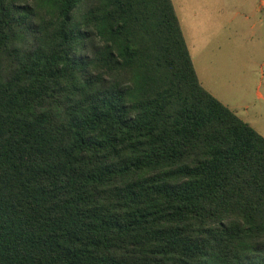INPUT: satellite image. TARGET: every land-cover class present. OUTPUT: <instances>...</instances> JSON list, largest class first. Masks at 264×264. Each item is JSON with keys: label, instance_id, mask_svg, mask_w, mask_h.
I'll list each match as a JSON object with an SVG mask.
<instances>
[{"label": "trees", "instance_id": "obj_1", "mask_svg": "<svg viewBox=\"0 0 264 264\" xmlns=\"http://www.w3.org/2000/svg\"><path fill=\"white\" fill-rule=\"evenodd\" d=\"M0 264H264V137L172 0H0Z\"/></svg>", "mask_w": 264, "mask_h": 264}, {"label": "rangeland", "instance_id": "obj_2", "mask_svg": "<svg viewBox=\"0 0 264 264\" xmlns=\"http://www.w3.org/2000/svg\"><path fill=\"white\" fill-rule=\"evenodd\" d=\"M172 1L201 83L264 94V0Z\"/></svg>", "mask_w": 264, "mask_h": 264}, {"label": "crops", "instance_id": "obj_3", "mask_svg": "<svg viewBox=\"0 0 264 264\" xmlns=\"http://www.w3.org/2000/svg\"><path fill=\"white\" fill-rule=\"evenodd\" d=\"M249 83L250 82L241 80L237 86H231L233 88L222 90H216L213 86L210 87L209 85L206 87L203 83L201 84L210 94L233 111L242 121L248 123L264 137V94L260 90L261 82H259L254 97L253 94L251 92L249 93L247 90Z\"/></svg>", "mask_w": 264, "mask_h": 264}]
</instances>
